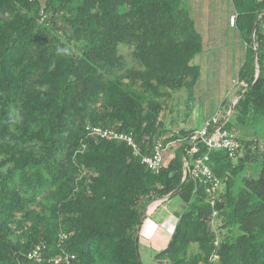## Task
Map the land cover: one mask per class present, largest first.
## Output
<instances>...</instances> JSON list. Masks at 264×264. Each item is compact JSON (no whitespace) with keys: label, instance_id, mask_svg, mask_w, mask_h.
<instances>
[{"label":"trees","instance_id":"16d2710c","mask_svg":"<svg viewBox=\"0 0 264 264\" xmlns=\"http://www.w3.org/2000/svg\"><path fill=\"white\" fill-rule=\"evenodd\" d=\"M230 1L239 89L211 130L235 135L232 156L161 120L207 50L184 0H0V264H142L147 211L173 199L184 207L156 261L264 264V0ZM169 144L158 171L142 163ZM206 156L210 176L194 175Z\"/></svg>","mask_w":264,"mask_h":264},{"label":"rangeland","instance_id":"374dc122","mask_svg":"<svg viewBox=\"0 0 264 264\" xmlns=\"http://www.w3.org/2000/svg\"><path fill=\"white\" fill-rule=\"evenodd\" d=\"M187 9L192 12L196 10V0H184ZM204 2V10L211 13L214 16L219 17V21L216 22L217 31L219 34L230 38L229 29H225L223 26V16L228 14L230 8L233 9L230 0H200ZM194 16H196L194 14ZM197 17V16H196ZM216 26L214 27L216 29ZM204 38L206 40L207 31L201 29ZM233 36H235L233 34ZM208 42V40H207ZM208 50L206 57L204 56L201 60V56L196 57L194 63L199 64L202 71L201 79L191 89H183L178 93H175L171 100L167 102V110L162 114L161 120L165 123V129L168 130V135L173 133H179L181 130L188 129H201L209 115L215 114L219 109L220 116L224 113L225 106H222L224 100L231 101L235 98V93L239 89L236 82V69L237 66L242 62L241 56L239 57L236 50H238V42L233 43L227 42L226 44H215L214 46L208 42ZM224 48L225 53L217 56V52L221 53ZM233 50V51H231ZM131 50L127 47H121L120 53L125 57L126 67L135 66V63L130 57ZM232 121V119H231ZM238 132L242 136L253 135L252 130L242 129ZM174 148L172 144L167 146V151L163 152V155L168 160L173 156ZM177 199H173L168 204L171 207ZM157 206V205H155ZM184 205L181 204L179 210L176 212L178 216ZM151 210L147 211V215L151 214ZM152 222L158 223L161 220L153 217ZM143 235L138 241V253L142 264H167L165 262H158L155 260V254L157 251L153 250L148 245L143 244Z\"/></svg>","mask_w":264,"mask_h":264},{"label":"crops","instance_id":"0c3cea01","mask_svg":"<svg viewBox=\"0 0 264 264\" xmlns=\"http://www.w3.org/2000/svg\"><path fill=\"white\" fill-rule=\"evenodd\" d=\"M195 4H196V10L194 11V9L192 8V12H194L195 15L197 16L195 17L197 19L199 29H203L207 31V37L205 40L207 44V50L209 48L208 42H210L211 45L214 46L215 44L224 45L227 42L233 43L234 41H237L239 47L238 50H236V52L239 57L241 56V58H243L244 43L242 37L237 32L235 27H231L229 25V18L235 16L234 9L230 8L229 13L223 16V26L225 29H229L231 35V37L228 38L227 40L225 36L222 37V35L219 34L217 31V26L215 23L219 21V17L214 16L209 10L208 12L204 10L205 9L203 8L204 2H200V0H196V3H194L193 5ZM215 26L216 29L214 28ZM233 34L235 36H233ZM207 50L204 52V54L201 55L200 58L201 60L203 59L204 56L206 57ZM224 53L225 50L223 48L221 53L217 52V56L220 54L223 55ZM238 67L239 65L237 66L236 73ZM211 115H209L206 118V120ZM169 203H171V201L165 205H162L161 207H157L154 211H152L151 214H149L146 220L144 221L140 231V237L143 235V239H142L143 244L148 245L157 252H160L161 250L165 249V247L167 246L175 221L178 217L176 216L177 215L176 212L179 210V207L181 206V202L178 200L176 203L172 202L174 204L171 207L168 206ZM153 217L158 218L161 221L160 222L158 221V223L152 222L151 219L154 220Z\"/></svg>","mask_w":264,"mask_h":264},{"label":"built area","instance_id":"2783aa9c","mask_svg":"<svg viewBox=\"0 0 264 264\" xmlns=\"http://www.w3.org/2000/svg\"><path fill=\"white\" fill-rule=\"evenodd\" d=\"M236 22V17H230L229 24L230 26H234ZM240 86H245L242 82L239 84ZM220 123V114L216 112L211 118L205 121L203 127L195 132V134L190 138V142L193 143L195 141H200L203 143L204 146L208 148V150H218V149H226L229 152V155L232 156L233 152L239 147L235 135L221 130L218 127L216 130H211L215 124ZM93 134L100 136L101 138H106L107 140L118 139L126 141V143L133 148L135 152H137L136 145L134 144L131 137L118 134L114 131L109 130H101V128H87ZM165 149H162L160 145L155 147L154 153L152 156H144L142 157V163L146 165V167L152 171H158L163 162V152ZM196 152V148H192V153ZM208 160L207 156L203 159L197 160L194 164V168L192 173L194 175H203V176H210V170L208 166L205 165V162ZM216 184L213 186L212 191L215 189ZM210 192V190H207ZM39 249L33 251L29 255L30 258L39 259ZM60 260H56L55 264H58Z\"/></svg>","mask_w":264,"mask_h":264},{"label":"water","instance_id":"95a60500","mask_svg":"<svg viewBox=\"0 0 264 264\" xmlns=\"http://www.w3.org/2000/svg\"><path fill=\"white\" fill-rule=\"evenodd\" d=\"M257 22H258V20L255 21V24H254L255 26H256ZM234 102H235V101H234ZM232 107H233V105H232L231 108H230V112H229V114L231 113ZM227 119H228V117L225 118V120L223 121V123H224Z\"/></svg>","mask_w":264,"mask_h":264}]
</instances>
